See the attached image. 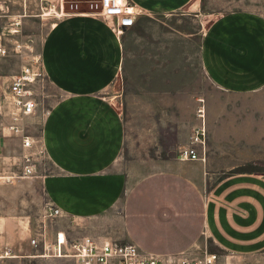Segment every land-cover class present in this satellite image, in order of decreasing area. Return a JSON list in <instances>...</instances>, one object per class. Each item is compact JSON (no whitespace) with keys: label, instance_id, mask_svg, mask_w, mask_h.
Listing matches in <instances>:
<instances>
[{"label":"crops","instance_id":"0c3cea01","mask_svg":"<svg viewBox=\"0 0 264 264\" xmlns=\"http://www.w3.org/2000/svg\"><path fill=\"white\" fill-rule=\"evenodd\" d=\"M47 1L27 0L23 10V0H14L13 11L7 16L23 20L25 9L39 11ZM127 1L140 11L141 20L175 15L185 18L199 6L197 0ZM92 16L63 15L47 34L48 40L74 41V71L62 68L60 74L56 72L50 41L41 53L45 75L64 93L45 116L40 137L55 170L41 183L50 205L75 221L90 218L91 236L132 242L162 258L194 246L204 232L234 256L264 248V172L230 174L204 195L212 166L232 156L228 148L212 142L213 135L225 132L227 122L221 121L217 127L209 110L210 97H199L189 90L194 87L188 77L196 56L193 49L181 51L179 43L182 39L193 45L188 32L160 30L150 46L155 53L148 50L146 54V62L153 66L146 69L141 88L154 98L143 102L140 119H153L152 133L171 135L174 143L166 146L158 141L155 150L168 153L144 158L141 165L153 169L135 184L129 182L120 166L127 135L125 114L102 95L124 69L126 39L109 23ZM70 26L75 31L69 32ZM180 33L187 37L181 38ZM198 49L199 65L208 81L243 102H251V142L258 150L262 145L264 152L259 142V137L264 142V13L242 9L220 15L205 30ZM64 50L61 47L59 53ZM202 105L208 143L204 155L201 146L198 150L204 159L182 160L180 148L202 125L198 116ZM144 129L147 135V127ZM257 157L264 159V153ZM15 222L14 228L6 226L0 208V253H8L0 256V262L52 264L56 260L54 264H67L62 258L42 255L43 249L36 253L30 225L22 219Z\"/></svg>","mask_w":264,"mask_h":264},{"label":"rangeland","instance_id":"374dc122","mask_svg":"<svg viewBox=\"0 0 264 264\" xmlns=\"http://www.w3.org/2000/svg\"><path fill=\"white\" fill-rule=\"evenodd\" d=\"M197 1L199 6L195 9V13H190L185 18L175 15L171 17L161 16L158 19L147 17L141 20L138 18L141 13L135 8L128 17L124 16L119 19L92 17L109 23L117 31L121 30L119 34L125 36L126 39L127 54L124 69L121 71L117 81L103 91L102 95L113 102L118 110L125 114L127 135L120 166L121 170L127 172L129 182L132 185L146 172L153 169L152 167L141 165L144 162V158H154L157 155L161 156L168 153L167 151L155 150L158 141H160L161 145L166 146H172L174 143L171 135L157 136L152 133L154 130L152 128L153 119H140L141 105H143L145 100L154 98V96L145 94L143 88H141L143 78H147L146 69L153 66L150 64L151 61L146 62V54L148 50L155 53V50L150 48V46H154L160 30L167 28L190 33L188 40L193 42L192 46H188L186 40L181 39L179 42L181 51L183 49L191 52L193 49L192 53L196 56L192 61L193 70L189 72L188 77L191 81L193 80L194 87L190 86L189 90L193 94L199 95V97H203L201 95L210 97L209 110L215 118H213V122L217 127L221 121L227 122L228 126L225 132L213 135L212 142L228 148L229 154L232 156L228 160L222 161L221 164L218 163V165L212 166L211 178L204 184L203 191L206 196L215 183L225 176L245 171L264 172V159L257 157L258 154L264 152L261 150L262 145H260V150H258L251 142L253 137L251 102H243L208 81L207 76L199 65L198 48L205 30L220 15L242 9L264 13V0ZM12 2L14 0H0V79L7 82L13 76L19 74L23 66L28 63L30 55L41 54L49 41L55 51V54L50 57L56 72L60 74L62 68L73 70L76 65L74 41L68 40L69 42H66L47 39L49 30L60 18L55 14V10L59 11L60 8L59 1L48 0L46 7H39V9L41 8L39 11L38 8L35 10L29 7L27 11L25 9V18L20 20L19 26L15 25L16 21L13 18L7 16L13 11ZM26 2L27 0H23V10L26 8ZM70 3L71 0H65V11L69 12L71 10ZM88 5V0H82L80 9L83 11L88 10ZM42 10H46V14H43ZM15 29H18L19 32L16 33ZM68 31H75V27H68ZM180 34L183 36L181 38L187 37L186 34ZM61 47L62 50L65 49L62 54L59 53ZM141 62L144 64L141 65ZM141 66H144L143 71ZM51 81L50 77L44 75L34 87L38 107L34 115L23 120L26 134L34 137L37 142L35 147L37 150L35 154V173L30 176L24 175L23 172L24 150L21 148V138L9 129L12 122L11 113L14 110L13 104L9 98L0 97V208L5 221L8 223L6 226L14 228L16 219H22L30 225L33 230V237L31 238H37L40 241L39 245L36 246V253L38 254L41 253V249L44 250V237L51 242H55L60 234H66L70 240L91 236L90 218L75 221L74 217L63 216L59 208L50 205V198L42 190L41 183L43 178L46 175H52L55 171L49 163L40 141L42 124L45 116L58 105L64 94L63 88H60L56 82ZM262 94L264 96V91ZM184 106H187V104L185 103ZM153 115H155V110H153ZM262 120L260 121L262 122ZM146 127L147 135L144 134V128ZM207 137L206 135V145L208 143ZM259 140L264 145L260 137ZM202 158L204 159V156ZM52 208H55L57 212L51 216ZM94 238L113 240L111 238ZM114 241L126 242L122 240ZM207 253L217 254L222 264H264V248L250 254L234 256L220 248L207 232L203 233L200 241L194 246L177 254L164 257V259L168 262H173L180 256L190 259H202ZM1 255L7 254L3 252L0 253ZM42 255H47L46 251L42 252ZM53 257L62 258L67 264H77L73 258ZM55 261L53 260L52 264ZM45 262H36L35 264H45ZM0 264H12V262L5 261L0 262Z\"/></svg>","mask_w":264,"mask_h":264},{"label":"built area","instance_id":"2783aa9c","mask_svg":"<svg viewBox=\"0 0 264 264\" xmlns=\"http://www.w3.org/2000/svg\"><path fill=\"white\" fill-rule=\"evenodd\" d=\"M82 0H71V10L65 11V0L59 1V11L55 10L57 17L71 14H90L103 18H121L130 15L135 7L127 0H88V10H81ZM55 7V5H54ZM46 14V10L43 11ZM62 13V14H60ZM20 21L15 25L19 26ZM121 27V26H120ZM16 33L19 32L15 29ZM121 33V30L117 31ZM45 70L42 55L32 54L28 63L23 66L21 72L5 82L0 79V97L9 98L14 110L11 113V125L9 129L21 138V146L24 150V175L30 176L35 173L36 139L26 134L23 120L35 114L38 102L34 87L44 77ZM203 102V101H202ZM198 116L202 125L196 128L186 146L180 148L178 155L182 160H198L202 156L198 146L203 149L206 145L205 107L198 109ZM50 215L56 213L51 209ZM44 251L49 256L73 258L77 264H222L217 254L207 253L202 259H190L180 256L173 262H168L156 254L143 251L137 244L132 242L120 243L110 239H98L91 236L70 240L66 234H60L55 242L43 239ZM31 243L38 246L40 241L33 238ZM8 254L7 252H5ZM169 260V259H168Z\"/></svg>","mask_w":264,"mask_h":264}]
</instances>
